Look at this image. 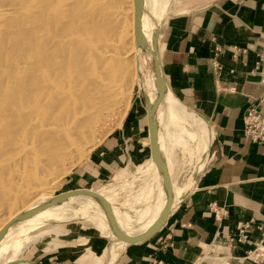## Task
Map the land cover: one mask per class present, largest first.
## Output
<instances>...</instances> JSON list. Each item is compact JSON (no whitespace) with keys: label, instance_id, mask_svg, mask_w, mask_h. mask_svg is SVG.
Wrapping results in <instances>:
<instances>
[{"label":"bare ground","instance_id":"1","mask_svg":"<svg viewBox=\"0 0 264 264\" xmlns=\"http://www.w3.org/2000/svg\"><path fill=\"white\" fill-rule=\"evenodd\" d=\"M170 1L136 0L137 28L133 30V0H126V8L116 5L121 0H0V252L7 254L1 264L19 262L26 245L20 234L25 227L36 237L43 236L52 229L47 222L79 216L99 217L97 227L106 232L113 247L105 255L110 262L119 244L150 234L160 216L167 215L191 189L211 133L201 117L170 99L162 84L159 37L152 27ZM133 31L136 51L145 62L151 60L150 74L139 89L149 103L157 148V157H151L156 167L161 166L158 177L163 176L164 185L159 184L155 209L147 207L128 228V217L109 207L110 200L105 198L116 191L75 190L51 201L45 189L68 159L94 145L95 124L103 112L119 98L126 99L124 85L138 74L129 42ZM161 107L163 115L177 122L181 120L177 116L189 119L201 128L188 159L190 165L195 161V167L183 188L171 184L167 174L170 162L157 123Z\"/></svg>","mask_w":264,"mask_h":264},{"label":"crops","instance_id":"2","mask_svg":"<svg viewBox=\"0 0 264 264\" xmlns=\"http://www.w3.org/2000/svg\"><path fill=\"white\" fill-rule=\"evenodd\" d=\"M263 32L264 0H199L166 18L157 45L165 88L170 99L207 123L211 144L191 189L161 225L142 240L119 244L106 264H255L241 257L260 238L255 226L264 224V142H251L241 128L245 108L264 94V58L258 59ZM161 111L164 155L170 162L171 150L181 148L188 160L197 126L177 116L192 131L169 133L162 130L167 115ZM147 137L146 105L132 98L120 126L96 150L88 185L109 178L120 162L132 165L151 157ZM184 169L177 174L181 181L188 166ZM79 188L70 189L84 190ZM238 223L248 224L244 242L234 240ZM56 227V235L29 243L18 264H91L81 260L85 249L98 254L107 244L76 221Z\"/></svg>","mask_w":264,"mask_h":264},{"label":"rangeland","instance_id":"3","mask_svg":"<svg viewBox=\"0 0 264 264\" xmlns=\"http://www.w3.org/2000/svg\"><path fill=\"white\" fill-rule=\"evenodd\" d=\"M197 1L199 0H171L169 2V8L167 11H164L161 17L162 19H160V21H158L157 23L158 26L156 25L155 27H152V29H154V31L157 33L159 40L162 35V30L166 18L172 13L174 14V13L186 12L193 5V2L195 3ZM116 5H119L122 8H126L127 6L126 0H121V2L117 3ZM133 30H134V22H133ZM133 32L134 35L129 37L130 40L129 42L131 44L132 53L133 55H135L134 59L137 62L136 69H138V74L136 72V75L132 78L133 80L132 79L130 80L129 78L124 85V94H127L126 95L127 100L124 98L122 99L119 98L115 103H113L114 105L113 104L110 105L108 107V110L103 112L102 117L98 121L99 123L97 122L98 125L95 124L96 131L94 130V139H95L94 145L90 149H88V151L68 159L66 163L63 164L62 170L59 171L60 175H58L56 179H54L52 183L49 186H47V188L45 189L46 194L51 198V201L55 200L57 197H59L60 194H63L66 191L78 189V188L70 189L74 187H80L79 189H84L92 194H100L107 190H111L114 192L116 191L115 193L109 192L105 194V198L110 200V203H108L109 207H111L113 210H117V212L124 214L128 217V221H129L127 222L128 228L133 226V224L137 221L138 216L147 207L152 206L153 209H155V207L157 206L160 198L159 184L161 187L164 185L163 176L161 178L158 177L159 174L162 173L161 166L156 167L155 165L156 161H154L153 158L149 156L148 157L145 156L141 158V160H138L137 162H133L132 165H128L127 163L120 162V164L117 165L116 171L113 172V174L109 178H104L103 180L93 183L91 185H88L90 181L89 180L90 175L88 174L90 170L88 166H91V163L93 162L92 160H94L96 156L95 155L96 150L102 144L103 139L120 126L122 117L132 98L136 100H142V102H144V104L146 105V109L148 107V111H149V103L147 97L144 91L139 89L140 88L139 86L141 85L143 79H146L148 77V74L150 73L148 68H149V62L151 60L145 62L144 58H142V53L136 51L137 45L136 42H134V37L136 38V36H135V31ZM143 45L145 46V49H147L146 43H144ZM119 100L121 101L118 102ZM161 102L163 101L161 100ZM161 110H164V108L161 107L160 111ZM171 118H172L171 116L168 117L166 116L167 124L162 130L168 131L169 133L178 131V133H182V134L188 131L189 132L192 131L190 125L177 122L176 120ZM200 130L201 128L195 127V130L192 131V137L194 143H196L197 136L201 133ZM174 140L175 142L181 144L179 140L176 139ZM147 142L149 144L148 138H147ZM169 158H170V164H171V160H173L171 169L167 170V174L169 175L171 184L173 181V183H175L176 186L182 187L186 183L189 174L193 171L195 167V161H193L192 164L190 165V162L187 159H185L186 157L181 148L175 149L174 152L172 149ZM153 163L157 170L156 172L152 169ZM185 166H188L187 175L181 181L179 179V176L177 178V174L178 173L181 174L182 171L185 170L184 169ZM78 172L80 173L82 172L81 175H78ZM137 212L138 214H136ZM98 220H99L98 216H93V217L79 216L77 217V219H72L64 222L49 221L46 224L47 227L52 228L51 232L49 233L51 235H56V233H58L56 230L57 224L64 225L67 222L70 224L71 222L76 221L77 224L81 226V230L83 232L94 233L103 236L104 238H106L107 244L103 246L100 252L98 254H95L90 249H85L86 250L84 252L85 255L83 254L81 260H84L85 262L91 264H101V263L106 264L108 259L107 256L112 253L113 247L111 246L112 245L111 241L108 240L107 238L106 232H102L97 227ZM29 228L30 227H25L24 230L26 231L20 233L24 235V240L26 242L25 247L29 243L36 241L39 237H42V236L36 237V235L32 234V229L29 230ZM112 228L114 229V225H112ZM28 240L29 243H27ZM13 242L15 243V241ZM78 243L84 244V242H82V239H79ZM119 246H117L116 251L114 250L115 252L118 251ZM88 251L92 253L93 257L88 256L87 254ZM106 253L108 255L105 257ZM6 256L7 254H5V252H0V264L1 262H4L6 260ZM16 263L18 264L19 262Z\"/></svg>","mask_w":264,"mask_h":264},{"label":"built area","instance_id":"4","mask_svg":"<svg viewBox=\"0 0 264 264\" xmlns=\"http://www.w3.org/2000/svg\"><path fill=\"white\" fill-rule=\"evenodd\" d=\"M264 42V32L262 33ZM264 58V43L263 47L258 53V59ZM264 101V94L258 99L255 104L248 105L242 116V134L251 142H264V109L262 102ZM255 228L260 232V238L255 242L251 249L244 252L241 257L242 260H246L255 264H264V224L256 225ZM248 229L247 223H238L235 226V238L236 242H244L247 239L246 231ZM232 240V239H231Z\"/></svg>","mask_w":264,"mask_h":264},{"label":"water","instance_id":"5","mask_svg":"<svg viewBox=\"0 0 264 264\" xmlns=\"http://www.w3.org/2000/svg\"><path fill=\"white\" fill-rule=\"evenodd\" d=\"M133 5H134V10H133V22H134V28H137V2L136 0H133ZM155 77L158 79L157 75H155ZM162 84L163 83V79H162ZM155 85L156 86H160V83H156V80H155ZM146 120H147V126H148V139H149V148H150V155L153 156V157H157V148H156V144H155V131H154V126L151 124L150 120H149V117H148V107L146 109ZM164 179L165 181L168 180V178L166 177V175H164ZM166 183V182H165ZM61 195V194H60ZM59 195V197H60ZM30 213V212H29ZM166 213L164 212L155 228L151 231V233L157 228V226L162 222V220L164 219ZM150 233V234H151ZM150 234H147L146 236H144L143 238H141L140 240L148 237ZM130 242H133V241H127V243H130Z\"/></svg>","mask_w":264,"mask_h":264}]
</instances>
